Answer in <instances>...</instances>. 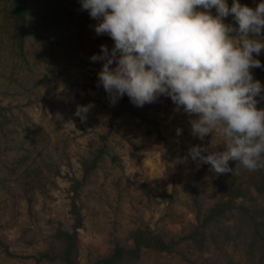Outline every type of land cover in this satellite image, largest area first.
I'll return each mask as SVG.
<instances>
[{
  "label": "rangeland",
  "instance_id": "1",
  "mask_svg": "<svg viewBox=\"0 0 264 264\" xmlns=\"http://www.w3.org/2000/svg\"><path fill=\"white\" fill-rule=\"evenodd\" d=\"M10 1L0 0V264H62L51 258L59 248L52 234L72 224V185L82 215L79 264L116 241L131 243L136 226L169 236L185 231L196 207L224 184L222 174L191 159L189 148L222 151L223 139L215 132L204 141L193 137L192 117L176 112L168 97L136 107L125 95L112 106L96 86L102 62L90 57L114 42L95 34L96 21L80 0H27L23 32L8 13ZM259 2L240 0L253 8ZM225 23L238 27L232 16ZM255 58L264 65V52ZM252 72L264 84V67ZM89 103L94 107L81 122L77 105ZM95 154L98 163L84 178L82 160ZM236 242L223 247L240 258L245 247ZM210 254L182 243L173 252L144 248L130 264L222 263L223 250Z\"/></svg>",
  "mask_w": 264,
  "mask_h": 264
},
{
  "label": "clouds",
  "instance_id": "2",
  "mask_svg": "<svg viewBox=\"0 0 264 264\" xmlns=\"http://www.w3.org/2000/svg\"><path fill=\"white\" fill-rule=\"evenodd\" d=\"M96 21L100 45L90 57L102 62L97 88L112 106L125 95L136 107L168 97L189 117L191 134L204 141L215 132L223 150L211 144L189 148L197 165L216 175L232 173L230 162L248 171L264 170V84L252 69L264 67V0L250 7L234 0H80ZM215 9V14L212 13ZM233 17L235 25L225 23ZM255 54V56H254ZM93 103L77 105L86 122ZM182 130L177 129V135ZM212 141V140H211ZM207 153V154H206Z\"/></svg>",
  "mask_w": 264,
  "mask_h": 264
},
{
  "label": "trees",
  "instance_id": "3",
  "mask_svg": "<svg viewBox=\"0 0 264 264\" xmlns=\"http://www.w3.org/2000/svg\"><path fill=\"white\" fill-rule=\"evenodd\" d=\"M26 2L11 0L8 7L9 15L22 32L26 20ZM256 99L259 101L257 107L261 109V97ZM113 119L114 116L110 120ZM98 158L99 155L95 154L82 160L84 178L96 167ZM230 167L233 168L232 173L222 174V193L208 204L196 207L194 221L189 223L185 231L169 236L149 225L136 226L130 231L131 243L116 241L106 254L88 264H130L136 262L144 248L173 252L179 251L182 243L201 252L211 250L212 254L208 258L218 257L223 250L221 264H264V170L248 171L235 162H230ZM72 189V224L70 228L57 227L52 234L58 239L59 248L55 257L51 258L62 264H79L77 228L81 226L82 215L75 200L77 188L72 185ZM229 240L242 242L245 255L234 258L228 254L224 244ZM45 255L46 252H41V256Z\"/></svg>",
  "mask_w": 264,
  "mask_h": 264
}]
</instances>
